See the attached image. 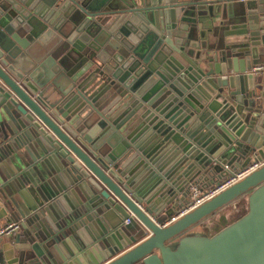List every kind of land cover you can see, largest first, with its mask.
I'll list each match as a JSON object with an SVG mask.
<instances>
[{
  "label": "water",
  "instance_id": "water-1",
  "mask_svg": "<svg viewBox=\"0 0 264 264\" xmlns=\"http://www.w3.org/2000/svg\"><path fill=\"white\" fill-rule=\"evenodd\" d=\"M263 53L264 0H0V264H264V163L163 225L264 160Z\"/></svg>",
  "mask_w": 264,
  "mask_h": 264
},
{
  "label": "built area",
  "instance_id": "built-area-1",
  "mask_svg": "<svg viewBox=\"0 0 264 264\" xmlns=\"http://www.w3.org/2000/svg\"><path fill=\"white\" fill-rule=\"evenodd\" d=\"M250 71L253 73L264 75V63L252 66ZM263 163L264 161L260 160V161L252 162L246 165L245 167L238 168L235 170H232L227 163H224L222 165V168L223 170L227 171V174H225L223 178H221V180L217 184L207 189H204V190H200V188L197 185H191L189 187V198H188L187 203L181 209H179L173 215H171L169 219L163 223V225L168 224L169 222H172L184 212L198 206L205 200L212 197L217 192L221 191L222 189L234 183L235 181L241 179L243 176L248 174L250 171L258 168ZM124 222L126 223L127 220L125 219ZM16 229H17L16 222H11V221L6 222L0 227V236L9 235Z\"/></svg>",
  "mask_w": 264,
  "mask_h": 264
},
{
  "label": "trees",
  "instance_id": "trees-1",
  "mask_svg": "<svg viewBox=\"0 0 264 264\" xmlns=\"http://www.w3.org/2000/svg\"><path fill=\"white\" fill-rule=\"evenodd\" d=\"M247 193L248 192H245L237 196L236 198H234L232 201L228 203L229 205H232L234 215L230 216L228 214H225L223 210L224 207L222 206L221 208L215 210L214 212L208 214L203 219H201L200 221H203L202 231L207 236H211L212 234L217 232L219 229L223 228L227 224L233 222L234 220L242 216L247 210V201H246Z\"/></svg>",
  "mask_w": 264,
  "mask_h": 264
},
{
  "label": "crops",
  "instance_id": "crops-1",
  "mask_svg": "<svg viewBox=\"0 0 264 264\" xmlns=\"http://www.w3.org/2000/svg\"><path fill=\"white\" fill-rule=\"evenodd\" d=\"M227 6H228V9H229V11H230V5H229V3L227 4ZM218 19H217V16H215V17H213L212 18V25H210L211 27L209 28V27H207V24H206V28H209V29H211L210 30V32H208V31H206L205 33V40H207V44H213V42L214 41H216V38L218 37V39L219 38H221L222 36H223V34L225 35L223 38H224V40H225V42H232L231 40L233 39V37H229V36H226V34H228V33H231V32H235V30H233L234 29V23L236 22V20H235V18L233 17V16H231V15H229V18H227L226 19V21L223 23V24H221L220 26H218L217 24H218V21H217ZM220 36V37H219ZM216 37V38H215ZM257 62H256V64L255 65H257V64H261V63H264V53L262 54V55H260L258 58H257ZM254 66V65H253ZM238 169V168H237ZM228 206H230L229 204H227ZM227 205H225V206H223L224 208V211L226 210V206ZM6 222L4 221V220H0V227L3 225V224H5ZM17 230V229H16ZM16 230H14L11 234H9V235H1L0 236V238L1 239H4V240H6V239H8L9 237H12L13 236V234H14V232L16 231ZM195 231L196 230H201V229H198V228H196V229H194ZM193 231V230H192Z\"/></svg>",
  "mask_w": 264,
  "mask_h": 264
},
{
  "label": "rangeland",
  "instance_id": "rangeland-1",
  "mask_svg": "<svg viewBox=\"0 0 264 264\" xmlns=\"http://www.w3.org/2000/svg\"><path fill=\"white\" fill-rule=\"evenodd\" d=\"M227 208H226V210L224 211L225 212V214H228V215H230V216H232V215H234V211H233V209H232V205H230V206H226ZM224 210V209H223ZM202 223H203V221H199V222H197V223H195V224H193V225H191V226H189L188 228H187V231H195L194 229H196V228H198V229H201V230H199V231H201V232H203L202 231ZM186 231V232H187ZM196 231H198V230H196ZM138 264H140V263H138Z\"/></svg>",
  "mask_w": 264,
  "mask_h": 264
},
{
  "label": "flooded vegetation",
  "instance_id": "flooded-vegetation-1",
  "mask_svg": "<svg viewBox=\"0 0 264 264\" xmlns=\"http://www.w3.org/2000/svg\"><path fill=\"white\" fill-rule=\"evenodd\" d=\"M263 161H264V160H263ZM249 164H250V163H249ZM247 165H248V164H247ZM246 196H247V195H246ZM186 231H187V230H185L184 232H186ZM184 232H183V233H184ZM183 233H182V234H183Z\"/></svg>",
  "mask_w": 264,
  "mask_h": 264
}]
</instances>
